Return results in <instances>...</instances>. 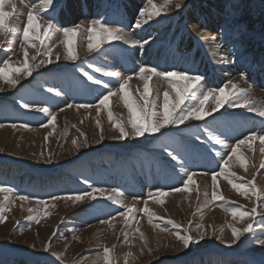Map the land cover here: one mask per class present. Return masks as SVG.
I'll list each match as a JSON object with an SVG mask.
<instances>
[{
  "label": "rangeland",
  "instance_id": "obj_1",
  "mask_svg": "<svg viewBox=\"0 0 264 264\" xmlns=\"http://www.w3.org/2000/svg\"><path fill=\"white\" fill-rule=\"evenodd\" d=\"M12 2L15 10L5 6L12 13L9 23L23 29L27 14L41 0ZM73 2L78 8L74 19L69 14L70 0H55L50 12L41 16V23L51 19L54 24L51 38L41 48L44 51L47 46L52 47V56L45 59L53 62L35 69L31 76L21 73L15 87L0 80V185L11 186L17 193L33 198L23 202L16 198L8 205L10 211L3 213L8 219L0 223V264H106L105 248L110 250L112 264H262L264 247L252 243L250 233L241 236L232 247L212 233L218 236L223 230L224 240L229 241L233 227L243 229L252 223L256 234L264 235L260 225L264 194L259 200L256 191L242 194L228 182L227 176L220 175L215 191L224 199L214 200L211 175L222 170L223 159L239 140L253 132L264 135V119L226 103L202 120L170 125L145 137L117 140L114 120L127 124L129 115L123 93L111 97L106 107L78 109L67 105L98 104L97 97L106 91L87 80L81 68L98 78L102 73L95 72L97 67L126 77L144 65L201 74L205 77V90L218 89L232 81L250 89V97L257 105L264 104L257 92L264 91V0H183L181 9L175 7L177 0H171L160 17H153L137 30H130V26L145 0ZM153 3L164 5L165 0ZM95 18L124 29L132 39H148L150 43L141 50L114 41L103 44L99 51L89 52L86 29ZM76 25L81 26L74 44L77 59L69 60L62 30ZM40 31L30 34L35 37ZM215 45H220L225 53L217 52ZM40 47L23 43L18 35L0 34V66L8 60L13 67L22 68L25 51L28 57L39 61ZM9 48L11 52L7 51ZM146 82L149 101L158 93L157 110L162 111L163 93L170 92V102L174 97L169 83L162 79L142 80L134 75L128 84V95L143 104ZM118 87V82L110 83V88ZM228 87L231 91V84ZM49 88L61 95L48 92ZM22 102L50 108L56 113L55 123L43 126L47 124L46 115L22 108ZM188 103L186 100L185 104ZM214 107L210 100L205 110ZM109 110L114 120H109ZM13 123L16 128L11 126ZM22 123L30 127H21ZM213 137L223 139L225 144H215ZM169 152L178 154L179 159L172 161ZM237 152L228 167L234 174L233 182L264 189V143L259 139L247 141ZM49 153L53 154L50 163L46 162ZM191 173H195L194 183L183 191H169L182 187V178ZM84 179L109 191L118 189L126 204L140 210L137 218L126 221L117 215L120 206L103 200L50 199L52 195L85 190ZM157 189H164L167 194L149 199L148 194ZM3 197L0 193V200ZM35 198L46 200V205H38ZM145 200L152 213L151 221L142 211ZM29 208L33 211L29 212ZM233 208H256L257 214L255 219L234 218ZM37 210L39 223L31 220ZM175 224L181 228L176 229ZM200 224V230L208 232L205 240L184 249L175 233L197 236ZM46 247L63 254L62 258L51 256Z\"/></svg>",
  "mask_w": 264,
  "mask_h": 264
},
{
  "label": "snow or ice",
  "instance_id": "obj_2",
  "mask_svg": "<svg viewBox=\"0 0 264 264\" xmlns=\"http://www.w3.org/2000/svg\"><path fill=\"white\" fill-rule=\"evenodd\" d=\"M55 0H41L39 6H33L32 10L27 14V22L26 25L21 29L18 25H13L9 23V18L12 15L11 12L5 10V6L7 5L9 8L15 10L16 5L12 2V0H0V34L9 33L13 37L20 36L23 43L32 44L34 47L39 44L41 47L37 49V54L41 56L39 61H36V57H28L27 51H25V62L24 66L21 67H13L8 60H4L2 62V66H0V80H3L6 84L11 87H15L19 83L20 74L23 73L25 76H31L32 72L35 69L40 68L46 64H50L53 61L51 59H45V57L52 56V47L47 46L46 50L41 51V48H44L46 39L51 38L52 31L54 29V24L52 20H47L46 23H41V16L45 12H50ZM171 3V0H165L164 5H157L153 3V0H145V6L141 7L138 12V17L135 19V22L130 26V30L140 29L142 24L147 23L153 17H160L162 15V11L167 5ZM183 5V0H177L175 3V7L177 9H181ZM147 17V19H144ZM80 25H76L73 27H67L62 30V35L65 39L62 41L66 46V58L69 60H76V48L74 46L76 39L79 37ZM41 29L38 35H31L30 33H35L36 30ZM88 39V51L94 52L99 51V49L105 43H111L114 41L122 42L125 45H129L132 48L139 47L143 50L144 46L149 44L150 41L148 39H132L128 32L120 27H113L106 23L103 18H95L91 20V25L86 29ZM15 44V40L12 41ZM8 52H11L12 49H7ZM59 59V56L56 57ZM29 60L33 61V63H29ZM89 67H92L89 65ZM80 71L87 78V80L92 81L96 85H101L102 88L106 91H102L101 95L97 97L98 104H68V108L76 107V108H101L106 107L108 101L111 97L118 95L119 93H123L124 103L128 109V118L127 124L121 122L119 120H114L113 113L111 110L108 112L109 120H114V127L118 130V135L116 137L117 140H127L129 138L136 139L140 137H145L149 134L159 133L161 129L170 126V125H180L188 120H202L206 116L211 115L212 112L216 111L219 107L224 104H230L232 107H243L248 112L255 113L258 117L264 119V104H259L251 99L250 97V89L241 88L238 84L233 83L232 81H228L224 86L219 87L218 89H208L205 90L202 84L205 77L201 74H197L194 72H190L187 70H161L158 66L152 65H144L140 66L138 69L134 70L128 76H122L119 72L116 71H107L102 68H95L96 73H102L101 77H96L95 74H90L84 68H81ZM134 75H138L142 80H150L152 77H157L159 79L164 80L169 83L170 91H174V97L170 102V92L165 91L163 93V104L162 111L157 110V101H159L160 96L157 93L155 97L149 101L148 93L149 86L146 82L144 85V103L138 104L136 101L132 100L128 95L127 89L129 81L132 80ZM243 78H246L244 73H241ZM103 77H109L108 81H105ZM118 82L119 87L116 89L110 88V83ZM231 84V91L229 90L228 85ZM2 90V89H0ZM55 90L52 88L48 89V92H54ZM57 96L61 95L59 91H55ZM188 101V104H185V101ZM211 100L212 103L215 104V107L206 111L205 105ZM184 105V107H181ZM21 107L27 110H36L39 113L45 114L47 118V124L43 125L45 127L48 124H54L57 116L50 108L37 106L31 102H22ZM63 111V109H60ZM99 124V121H97ZM130 125V128L128 127ZM3 125H0L2 127ZM13 128L17 127V124L13 123L11 125ZM21 127L28 128L30 127L27 123H22ZM51 135V133H49ZM103 129H101L100 140H103ZM200 139V137H197ZM215 144L224 145L225 141L220 139L219 137H213ZM259 139L262 143H264V135H258L253 132L248 135L245 139L239 140L235 147L232 149V152L227 156L226 159L222 161V170L219 172H214L211 175V179L213 181L214 190H213V199L214 200H223L224 197L218 195L215 191V185L217 181V177L220 175H224L228 177V182L232 184L234 188H237L241 191L242 194H247L250 191H256V197L259 200L260 195L264 194V189L255 190L254 187H249L247 185H242L238 183H234L232 180V173L228 171L229 161L232 159L233 155H237V150L240 148L241 144L246 143L247 141ZM72 143L75 145L76 140H73ZM85 145H87V141L85 140ZM80 146L78 145L77 148ZM220 155L219 152L216 153ZM44 156V153H41ZM51 153L46 157V162H52ZM168 156L172 161H177L179 159L178 154H174L173 152H169ZM175 167V165H173ZM181 168L183 166L181 165ZM195 173L187 174L182 178V187H174L169 191H183L188 184L194 183L193 176ZM83 184L86 185L85 190L83 191H75V192H66L62 196L61 195H52L50 199L53 201H57L60 199L70 200L73 202H85V201H97L100 202L103 200L104 202H111L112 204H116L120 206L117 209V215L123 217L126 221L131 217V219L135 220L137 218V213L140 211L135 208V205H128L125 203L123 199V193L118 189H112L111 191L94 186L88 179L83 180ZM0 193L4 194L3 200H0V209H2V213H0V223L5 222L8 217L3 213H7L10 211L8 205L15 202V199L18 198L19 201H29L33 199L27 194H19L16 190L11 186H2L0 185ZM11 194V195H10ZM166 191L164 189H157L155 192L149 193L148 198L151 199L155 196H164L166 195ZM36 202L40 206L46 205L47 201L40 198H35ZM145 206L142 209L144 213H147L149 216V220L152 219V213L147 205V200H145ZM162 203V201H160ZM261 208H264V204H261ZM123 209V210H121ZM29 212H32L33 209L29 208ZM257 214V209L253 208L250 211H242L239 208L231 209L232 217H251L255 219ZM47 215V213H45ZM41 217L37 210V214L31 217L32 221L39 223ZM112 219H115L113 216ZM169 223H174L173 221H169ZM260 225L262 231H264V215L260 216ZM176 229H180L181 225L175 224ZM203 229V225H198L199 234L197 236H193L190 233H186L181 235L179 231L175 233L178 240L182 243L184 249H189L191 245L198 244L200 241L205 240L208 235L207 231L200 230ZM138 230V229H137ZM246 233H250L249 237L251 242L255 245L264 247V235H257L253 224L248 223L247 227L243 229L232 228V239L229 241H225L223 238V230L217 236L216 232H213L212 235L216 236L217 239L221 240L228 247H232L237 244L241 240V236ZM143 235V234H141ZM35 247V245H33ZM46 252H50L51 256L57 257V259L62 258L63 254H58L56 252L51 251L50 247L45 248ZM105 262L106 264H112V260L109 258L110 250L105 248L104 250ZM130 255V254H129ZM264 264V262H262Z\"/></svg>",
  "mask_w": 264,
  "mask_h": 264
},
{
  "label": "bare ground",
  "instance_id": "obj_3",
  "mask_svg": "<svg viewBox=\"0 0 264 264\" xmlns=\"http://www.w3.org/2000/svg\"><path fill=\"white\" fill-rule=\"evenodd\" d=\"M70 9H69V11H70V13L69 14H71L72 15V17L71 18H75L76 16H77V13H78V8H77V4H76V2H73V0H70V7H69ZM72 20V19H71ZM212 48H214L213 46H212ZM215 50L217 51V52H219V53H225L224 51H221L220 50V45H215ZM214 51V50H213ZM224 76H228V74H225ZM258 91V95H259V99L262 101V102H264V91L263 90H259V89H257ZM262 165H264V163H262ZM263 183V182H262ZM264 185V184H263Z\"/></svg>",
  "mask_w": 264,
  "mask_h": 264
}]
</instances>
